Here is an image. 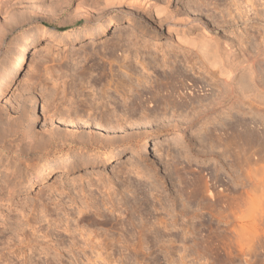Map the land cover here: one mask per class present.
<instances>
[{
	"label": "rangeland",
	"instance_id": "1",
	"mask_svg": "<svg viewBox=\"0 0 264 264\" xmlns=\"http://www.w3.org/2000/svg\"><path fill=\"white\" fill-rule=\"evenodd\" d=\"M60 1L17 0L0 11V79L8 76L9 58L26 49L24 67L0 96V112L16 120L18 105L26 101L25 124L38 138L55 131L60 136L74 132L75 128L61 124V113H92L93 88H101L107 80L112 89L122 78L127 85L135 84V78L153 82L157 71L160 74L187 65L192 67L191 76L196 73L193 78L210 81L209 66L177 46L165 31L154 33L134 19L125 24V18L115 11L97 25L86 24L83 19L76 21V0ZM172 3L174 7L178 3L182 17L186 16L185 5L191 6L186 9L189 17L244 52L255 69V86L264 95V0H237L234 8L230 0L229 4L216 0ZM108 20L123 28L118 30L121 26L111 23L104 32L89 37ZM50 36H59V41L46 50L44 41ZM86 41L91 44L84 45ZM34 48L40 52L31 57ZM84 48L86 62L82 60ZM123 63L128 67L121 68ZM97 77L102 82L94 87L91 80ZM117 89V95L122 94V89ZM247 101L233 100L247 126L238 142L236 161L205 138L209 128L235 113L230 104L206 112L203 118L197 117L196 108L188 115L161 111L145 124L138 114L128 119L129 125L119 124L110 131L99 124L84 131L89 146L79 145L68 135L63 147L54 141L42 162L21 159L22 174L14 190L0 196V264H21L24 255L31 264H40L41 258L48 264H264V102L249 105ZM112 113L113 121L119 115L127 117L115 109ZM139 116L143 123L137 125L133 121ZM113 151L119 156L105 164V157ZM92 161L96 163L93 167ZM22 163L30 166L25 169ZM45 165L48 168L37 175ZM64 165L75 168L58 174L56 170ZM5 168V162L0 164V186L12 169ZM217 168L220 182L214 181L212 191L218 193V204L210 206L197 191L187 202L184 193L213 183L211 172ZM49 169H54V174L44 180ZM192 178L195 181L191 182ZM183 179H190V186H184ZM234 190L238 197L236 221L230 218ZM137 198L147 202L143 206ZM103 204L110 212L100 216L98 209ZM24 237L34 239L30 247L24 245Z\"/></svg>",
	"mask_w": 264,
	"mask_h": 264
},
{
	"label": "bare ground",
	"instance_id": "2",
	"mask_svg": "<svg viewBox=\"0 0 264 264\" xmlns=\"http://www.w3.org/2000/svg\"><path fill=\"white\" fill-rule=\"evenodd\" d=\"M15 1L17 0H0V11L4 12L3 11L4 8L12 7V4H14ZM70 1L71 0H67V2H70ZM76 1L77 2L75 4V9L73 10L76 21L83 19L86 24L97 25L98 22L100 23L102 18H104L106 15L111 14L112 12L115 11L118 13L119 16L125 18V21H124L126 22L125 24H132V21L130 19H134L137 23L144 24L147 29L151 30L154 33L162 34L165 31L166 36L171 37V39L174 40V43L177 46H182L184 51L188 54L194 53L195 54L194 56H197L201 60V62H203V64H206L207 66H209L210 69H208V73L211 74V77L214 78V81H212L213 79H211V77H210V81L208 78L206 79V77L204 79H202V77L201 78L198 77L199 79L193 78V75H196V73H192V76H191L190 73L193 72L192 67L190 68V66H187V65L185 67L174 66L171 68V70L169 69L170 71L160 72V74L157 71V74L155 73L157 75V78L153 82H148L142 79L143 82L146 81L145 83H143L138 80L139 78L137 79L135 78L136 80L135 84L133 83L131 85L132 83L131 82L129 85H127L125 83V80L123 81V78H122V80H120L119 82L116 81L118 84H115L116 87L112 89L111 82L107 80L104 84H101V88H98V89L93 88V90H95V94H94L95 97L93 96V103L90 107V110H92V113H90L91 111L89 113L83 112L85 114L84 115V114H80L78 110H71V111L67 110L68 112L67 111L66 112L63 111L62 113L60 112L61 113L60 120L62 121L61 124H63L66 127H70L71 130H73V128L76 129L77 127V130L74 129V132L68 131L64 133L65 134L64 136H60L59 133H57V131H55L54 133L48 134V136L46 137L40 136L38 138L37 136H35L36 134L32 132V130L30 129L28 125L25 124L24 113H26V111L24 112L25 106L23 105V103H25L26 101H23L22 103L18 105V108H17L18 114L17 116H15L16 120H14L13 115L8 113V116H7L6 114H2L0 112L2 115L0 118V164H3V162H5V166H6L5 169L12 168L7 173L4 184L0 186V196L4 192H6L7 194H10L14 190L17 184L16 181L18 177H21V174H22V171L20 170V165H21L20 160L21 159H24L25 160L24 162H26V160H33V158H35L34 160H36L37 162H42L52 151V146H54V141L57 140L60 147H63L65 146L64 141H66V136L68 135L71 138L73 137V139H76V142L79 145L81 144L82 146H87V145L89 146L90 143L85 142V141H90L89 137L85 138L86 136H84L86 135L84 133L85 129H88L92 126L93 127L99 126L100 124L105 130L110 131L111 129L113 130V128L115 129L118 128L119 124H123L121 127L125 125L127 126L128 121H129L128 119L129 118L132 119V117L138 114H142V118L145 124L151 121L149 120L150 117L156 118V116L161 111L165 112L166 110H170L173 113L180 112L181 114L184 113L183 115H185V113H187L188 115V114H192L197 108L198 110L196 109L195 114L197 113V117L200 118L203 115H205L206 112H209V111L216 112L215 110L219 108L220 110L224 109L221 107H224L230 104V106H233L232 110L233 112L235 111V113L232 115L230 114L231 116L229 119H221L220 122L218 121L217 126L214 125L213 127L209 128L208 133L207 134L205 133L206 134L205 138L206 140L207 139L209 140L210 144L212 141L214 144H216V146H218L219 149L222 148L221 151L223 150L224 153H227V152L229 154L231 153L232 157L233 158L235 157L234 158L235 161L238 160L236 159L237 155L239 154V151H238L239 143L238 142H239V139L242 133L244 132V131L242 132V130L247 129V126H246V123L242 121V118H240V116L238 115L241 112L239 111V109L235 107L236 105L234 103L237 100H239V98L248 100L247 102H249V105L253 104V102H257V104L258 102L263 103L264 95L261 94L263 92L259 93L258 92L259 90H257L258 88H256L255 86V83H254V77H255L254 70L255 69L252 66L253 65L252 61H249L248 58H246L243 55L244 52L242 53V51L239 50V48L234 45L233 41L230 40L231 41L230 42L229 40L228 41L226 39L224 40L221 37L223 39L222 40L221 38H219V36L208 33L207 32L208 30L205 29L206 25L204 23L200 24L197 21L195 22L193 18L189 17L187 10H189L191 6L188 7V4L185 5V8L187 9V10L185 9L186 16L182 17V12H181L182 10L177 9L178 3L175 4V7L173 6V3H172L173 0H76ZM216 1H219L221 3L228 2V0L227 1L226 0H216ZM61 2L65 4L66 0H61L60 3ZM177 2H179V0H177ZM230 2H231V5L234 3L236 4L237 0H230ZM235 4L233 5V8L235 7ZM66 6H67V3H66ZM12 12H13V9L12 11H10V13ZM229 14L232 15L230 12H227V15ZM111 23L115 25L116 22L114 23L111 20H108V22L105 23V25L102 26L101 29H93V31H91V33L89 34V37L93 38L95 34L104 32L105 27H107ZM115 26H121V25L116 24ZM122 26L117 27V29L118 30L122 29L123 28ZM1 37H0V44L3 41ZM58 37H52V36L48 37V39L44 41L43 48L46 50H49L47 47L52 46L51 45L52 42L57 43L59 41ZM78 40H80V37L78 38ZM89 44L91 43L89 42L87 43L86 41L84 45H89ZM39 52L40 50L35 49L31 57L38 55ZM83 52L85 54L83 55L82 60L86 62L87 54H86L85 48ZM25 55H26V49L22 48L21 50H19V53L16 56L14 55V57L9 58V61L7 63V65L10 66L8 76L7 78L4 77L0 79V96H3L6 94L11 81L14 80L18 72L24 67L25 60H26ZM126 58L127 57L125 55L123 59H126ZM262 58L264 61V53L262 54ZM122 67L127 68L128 66L127 64L123 63L121 65V68ZM144 68H146V66H144L143 69ZM206 75L208 76V74ZM128 81L126 82L129 83ZM91 82L93 83V86L95 85L94 87H96V85H100V83L102 82V78L101 77L93 78ZM117 87H120L123 90V92L121 90L122 94L117 95L118 94ZM118 92L120 93V91ZM233 100H235L234 103H233ZM110 105L114 106L112 108H114L115 110H118L119 112H121L120 113L121 115L123 114L124 116L126 115L127 117L123 116L124 118H122L119 115V119L117 118V119H114L116 121H113L112 112L114 109L113 110H111V108L109 109L108 107ZM95 110H98V112L96 113ZM195 114H194V117H195ZM84 116H85V119H84ZM142 118L139 116V118H137L136 121H133V120L132 121L135 122L137 125H140L137 122L138 121L141 122ZM185 124H187V122ZM79 129H81V131ZM248 130L249 131L245 130V132L247 131L249 135V133L252 131H250L249 128ZM76 133H81V135L78 137ZM250 135L252 134L250 133ZM228 140L230 141V143H227ZM97 141L98 140H96V142ZM228 144L230 145L231 148L229 147ZM114 152L115 151H113L112 153H110V155L105 157V160H104L105 164L112 162L117 156H119L118 153H114ZM223 152L221 154H223ZM174 161L176 160L174 159ZM22 164L24 165L25 169L30 166V164L28 165L27 164L25 165V163H22ZM95 164L96 163H93L92 161V163H90V166L93 167ZM32 165L33 164H31V166ZM173 165L175 166V163ZM47 168L48 167L46 165L43 166V168L40 169V172L37 173V175L42 174V172ZM74 168H75L74 165H71V167H67L66 165H64L62 167H59L56 170V172L59 174V173H63L69 170H73ZM218 171L219 169L217 168L211 172V180L213 181V183L214 181L215 183L220 182ZM53 174H54V169L53 170L49 169L45 173V176L47 177L43 175L42 176H43V179L45 180V179L50 178V176ZM179 181L181 182L182 180L180 179ZM193 181L195 180L193 179L191 182ZM183 182H184V186H190L189 185L191 183L190 179H183ZM213 183H211L210 185L208 183H204L203 189L202 188L201 190L194 189V192H192L193 190L192 191L190 190L191 192L184 193L185 195L187 194L185 197L187 202L189 201L191 197L194 198L193 193L197 191L201 195V197H203V199L204 198L207 199L210 206L218 204L219 201L215 199V196H216L215 193H217V192H214L215 183L214 184ZM179 184L181 185V183ZM219 186H221V184ZM185 192H186V189H185ZM233 193L234 195L232 197V202H231L230 218L232 221H236V219H238V197L236 196V190H234ZM219 195H221V193H219ZM135 196H134V200H135ZM137 202L138 203L142 202L141 204L143 205L147 201H145V199L142 201L141 198H137ZM129 206L132 207V205H129ZM137 206L136 208L138 209L139 206L138 207ZM106 210L108 211L109 209L105 207V204H103L102 207H99L98 211L100 213V216H104V214H106L105 213ZM134 210L136 211V209ZM135 211H132V212L134 213ZM45 212L47 211L45 210ZM43 213L44 212L42 211L41 214ZM43 215H44L43 217H46L45 213ZM137 216H139V214ZM144 217L141 216V218H144ZM185 236H183V238ZM24 240H26V243H24V245H26L27 247H30L32 243L34 242V239L32 238L27 239L24 237ZM28 259L29 258L28 257L25 258V255H24V259H22L21 264H31L29 263L30 261ZM8 263L10 264L11 262H8ZM40 264H48V263L44 258H41Z\"/></svg>",
	"mask_w": 264,
	"mask_h": 264
}]
</instances>
